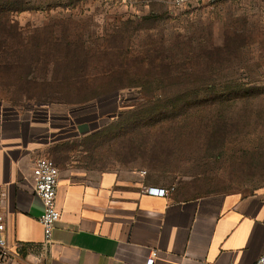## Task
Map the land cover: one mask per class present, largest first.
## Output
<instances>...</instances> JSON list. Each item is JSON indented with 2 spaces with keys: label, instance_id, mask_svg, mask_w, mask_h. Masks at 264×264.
<instances>
[{
  "label": "rangeland",
  "instance_id": "obj_1",
  "mask_svg": "<svg viewBox=\"0 0 264 264\" xmlns=\"http://www.w3.org/2000/svg\"><path fill=\"white\" fill-rule=\"evenodd\" d=\"M158 66L166 88L124 86ZM3 109L77 119L89 152L174 191L264 190V0H0Z\"/></svg>",
  "mask_w": 264,
  "mask_h": 264
},
{
  "label": "crops",
  "instance_id": "obj_2",
  "mask_svg": "<svg viewBox=\"0 0 264 264\" xmlns=\"http://www.w3.org/2000/svg\"><path fill=\"white\" fill-rule=\"evenodd\" d=\"M98 115L96 107L86 113ZM50 118L0 110L1 236L12 251L0 264H27L44 247L32 171L47 155L59 168L61 212L49 264H253L264 253V190L149 195L146 188L167 187L89 152L83 136L95 130L85 123ZM71 142L74 150L65 147Z\"/></svg>",
  "mask_w": 264,
  "mask_h": 264
},
{
  "label": "built area",
  "instance_id": "obj_3",
  "mask_svg": "<svg viewBox=\"0 0 264 264\" xmlns=\"http://www.w3.org/2000/svg\"><path fill=\"white\" fill-rule=\"evenodd\" d=\"M228 0H171L175 8L189 7L195 4L214 5ZM144 174V172H142ZM59 181V168L49 157L40 156L34 162L32 171V184L35 194L42 202V214L39 218L43 230V244L50 245L56 223L61 218V212L57 202ZM174 188L149 187L145 192L158 197H168ZM4 193L0 189V205L3 202ZM5 230L4 217L0 215V262L11 258L12 251L7 241L1 236ZM147 264H154V257L148 260ZM253 264H264V253Z\"/></svg>",
  "mask_w": 264,
  "mask_h": 264
},
{
  "label": "trees",
  "instance_id": "obj_4",
  "mask_svg": "<svg viewBox=\"0 0 264 264\" xmlns=\"http://www.w3.org/2000/svg\"><path fill=\"white\" fill-rule=\"evenodd\" d=\"M158 67L159 68H157V69L160 70V71L159 72H156V73L159 76V78H156V80L149 81V79H145V78L144 79H141V81H133L132 80V82H136V83L128 82L124 86L127 87V86H129V84H137V83L139 84L140 83L139 86H141L143 89H147L152 84L156 83L157 90L166 88V85L167 84H166L165 78L168 77L169 74H171L172 69H171L170 66H158ZM163 70H165V71H163ZM163 77H164V79H163ZM170 83H171V81H170ZM121 84H124V83L121 82ZM196 194H211V193H196Z\"/></svg>",
  "mask_w": 264,
  "mask_h": 264
}]
</instances>
